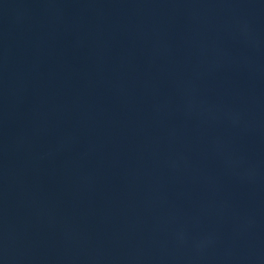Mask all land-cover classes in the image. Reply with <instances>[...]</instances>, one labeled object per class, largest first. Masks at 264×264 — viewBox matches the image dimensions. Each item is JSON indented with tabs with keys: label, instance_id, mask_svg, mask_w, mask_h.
<instances>
[{
	"label": "water",
	"instance_id": "95a60500",
	"mask_svg": "<svg viewBox=\"0 0 264 264\" xmlns=\"http://www.w3.org/2000/svg\"><path fill=\"white\" fill-rule=\"evenodd\" d=\"M0 264H264V0H0Z\"/></svg>",
	"mask_w": 264,
	"mask_h": 264
}]
</instances>
